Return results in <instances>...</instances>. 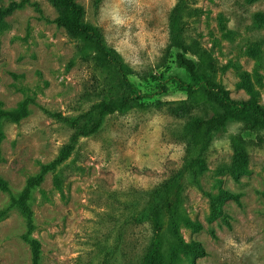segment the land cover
Wrapping results in <instances>:
<instances>
[{
    "label": "rangeland",
    "instance_id": "obj_1",
    "mask_svg": "<svg viewBox=\"0 0 264 264\" xmlns=\"http://www.w3.org/2000/svg\"><path fill=\"white\" fill-rule=\"evenodd\" d=\"M20 1L0 0V7ZM28 1L0 25V109L27 101L29 110L18 124H3L0 264H31L22 239L25 220L9 204L77 132L54 116L90 129L102 102L130 96L123 77L144 97L130 99L93 134L78 137L70 157L31 192L40 264H141L151 240L146 191L179 170L186 172L182 210L204 228L180 227L185 241H199L205 250L194 264H264V131L248 132L233 122L214 135L200 158V189L193 177L198 165L185 170L202 146L192 143L188 150L187 125L212 108L188 98L173 81L191 82L175 65L180 49L169 47L178 0H74L116 61L109 64L90 56L84 61L80 42L53 23L57 14L48 1ZM175 17L186 56L202 67L211 61L218 70L211 79L230 99L255 97L264 108V0H184ZM183 102L192 104L189 112L172 114ZM238 139L247 146V166L234 176L232 145ZM224 189L238 194L239 203H224L228 225L208 223L201 191L216 195Z\"/></svg>",
    "mask_w": 264,
    "mask_h": 264
},
{
    "label": "trees",
    "instance_id": "obj_2",
    "mask_svg": "<svg viewBox=\"0 0 264 264\" xmlns=\"http://www.w3.org/2000/svg\"><path fill=\"white\" fill-rule=\"evenodd\" d=\"M47 1L57 14L53 23L57 27L64 29L71 39L80 42L79 55L84 61H87V56H90L95 62L108 64L116 62L105 48L97 31L84 23L83 9L74 0ZM182 3H184V0H178L170 15L169 34L171 44L169 47L180 49L175 54V65L189 75L191 82L185 83L177 78H173V81L179 90L187 93L188 98H194L197 103H208L212 108L203 117L192 119L186 128L188 150H190L192 143L202 145L199 155L191 159L187 169H185L186 171H195L196 166L194 164L198 165L200 170L195 172L193 177L197 187L200 189L197 178L205 170L200 158L207 146L212 143L216 134L233 122L242 123L245 131L260 134L264 131V108L258 104L255 97L245 101L230 99L228 92L212 81V75L218 70L211 61H208L202 67L186 56V46L181 38L183 30L180 25L182 24H178L176 20L180 19L175 17ZM26 5H30L28 0L11 2L5 8L0 7V25L7 17ZM31 5L37 13L41 14V10L36 3ZM200 56L206 59L204 53L200 54ZM123 79L126 82L130 96L123 98L117 104L102 102L99 105L98 119L92 124L90 129H87L86 126H78L75 120L64 118L61 115L54 116L62 122L69 123L72 127L77 126V132L71 137L70 142L60 149L57 157L52 162L42 165L39 173L27 181L26 187L20 194L10 198L9 208L18 209L26 223V232L22 239L30 248L31 264H40L41 255V243L33 237V212L29 206L31 192L43 182L48 173H54L70 157L78 137L93 134L106 115L124 111L130 99H141L144 97L126 78L123 77ZM161 89H164V87L161 86ZM190 107H192V104L187 105L186 102H183L170 111L177 117H183L189 112ZM28 114L27 101L16 109H0V140L4 136V123L18 124ZM232 148L234 150L233 174L237 176L246 169L247 146L245 141L238 139L233 142ZM185 173V171L179 170L166 181L146 191L147 200L144 209V221L150 227L151 240L141 264H181L182 262L194 264L197 258L205 256V250L199 241L187 242L180 232V227L182 226L193 232H200L204 229L202 223L191 220L182 210ZM2 187L7 190L4 183ZM201 192L208 200L207 222L211 223L219 220L228 225V215L223 210V205L229 200L239 203V195L226 189L219 191L216 195L205 191Z\"/></svg>",
    "mask_w": 264,
    "mask_h": 264
}]
</instances>
